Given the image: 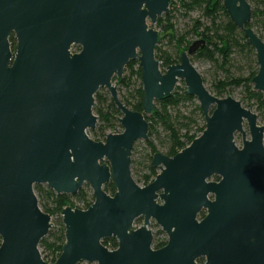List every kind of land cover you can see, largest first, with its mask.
I'll return each instance as SVG.
<instances>
[{"label": "water", "instance_id": "95a60500", "mask_svg": "<svg viewBox=\"0 0 264 264\" xmlns=\"http://www.w3.org/2000/svg\"><path fill=\"white\" fill-rule=\"evenodd\" d=\"M223 1L256 52L253 85L264 96V41L248 27L251 4ZM170 7L171 0H0V264H51L40 244L54 226L35 186L75 196L85 184L95 202L88 210H63L66 243L55 264H264V127L241 102L206 88L191 61L205 40L162 72L161 34L152 26ZM135 61L142 113L123 104L114 85ZM180 82L198 101L205 131L172 158L156 154L160 173L141 188L132 176L133 149L149 140L147 117L156 102ZM101 89L122 113L123 128L104 143L88 135L99 122ZM110 183L114 196L105 191ZM141 218L144 225L134 230ZM151 222L168 237L160 250L153 248ZM106 239L118 248L109 250Z\"/></svg>", "mask_w": 264, "mask_h": 264}, {"label": "trees", "instance_id": "16d2710c", "mask_svg": "<svg viewBox=\"0 0 264 264\" xmlns=\"http://www.w3.org/2000/svg\"><path fill=\"white\" fill-rule=\"evenodd\" d=\"M249 1L256 4L249 27L260 26L263 29L264 0ZM178 11H182L186 17H190L195 11L201 13L200 18H191L192 29L190 32L182 34L177 30L173 21ZM157 27L161 30L163 38H160L157 46L156 58L161 62L164 71L181 62V55L187 52L192 45V41L188 37H200L199 40L207 42V47L203 52L193 57L192 62L206 60L213 65L216 72L214 95L223 99L229 91L242 89L246 102L257 104L264 116V96L255 91L253 85V80L259 73L257 55L244 32L231 21L223 0H171L169 14L159 19ZM259 37L264 41L262 35L259 34ZM11 43L13 47L16 46L14 38L11 39ZM242 64L243 68H241ZM243 70L248 71L247 76L240 73ZM114 83L118 88L121 102L131 110L142 113L144 93L140 63L138 61L131 62L125 69L123 79L115 78ZM136 83L139 85H135ZM183 86V88H176L171 97L157 101L155 112L147 117L150 125L147 148L141 155V160H132L131 164L133 173L138 175L145 187L152 184L159 174V170L153 165V158L156 154L162 153L172 158L190 146L205 131V117L201 108L195 103L196 99L187 94L184 83ZM95 103V112L101 125L92 134L98 140H106L108 131L115 128L113 121L115 119L120 121L122 113L116 107L110 93L105 89H101L95 96ZM187 104H193L195 108L189 113H183L182 107ZM199 121L202 123L201 128H198ZM116 122L118 121L116 120ZM194 128H198V131H194ZM155 142H158L164 151L159 152ZM213 180L218 182L219 178L214 177ZM105 191L110 196H114L117 192L113 183L108 184ZM35 193L42 211L49 215H57L54 227L40 244L44 261L55 264L62 255L66 243V229L61 217L63 210L73 206L79 210H88L95 202V196L84 190L75 196L58 195L46 185H36ZM204 217L205 213H202L200 219ZM139 223L141 220L136 222V224ZM154 227L157 231L154 236L153 248L160 250L167 245L168 238L156 225ZM1 244L2 239L0 238V247ZM103 244L111 250L118 248V242L115 239H106ZM203 261L200 260V263Z\"/></svg>", "mask_w": 264, "mask_h": 264}, {"label": "rangeland", "instance_id": "374dc122", "mask_svg": "<svg viewBox=\"0 0 264 264\" xmlns=\"http://www.w3.org/2000/svg\"><path fill=\"white\" fill-rule=\"evenodd\" d=\"M250 3L252 5V7L254 8L256 4L253 1H250ZM200 17H201V13L199 11L193 12L190 15V17H186L182 11H178L176 13V15H175V19H174L173 22L176 25L177 30L180 33H182V34H185V32H190L191 29H192L191 28L192 27L191 18L192 19H196V18H200ZM152 27L155 30L159 31L160 34H161V30L158 29L157 25L156 26H152ZM253 29H254L255 32L258 33V35L260 34V35H262L264 37V27L262 29L260 26H256V27L254 26ZM161 38H163L162 37V34H161ZM188 39L191 40L192 41V44H193L194 42L198 41L201 38L200 37H195V36H190V37H188ZM161 41H162V39H161ZM80 51H81V49L77 50L75 47H73V49H72V53H74V54L80 53ZM194 65H195L196 69L199 71V73L202 75L206 88L209 90V92L213 96H215L214 95V90H215L214 89V81H215L214 77H215L216 72H215V69H214L213 65L210 62L206 61V60H195L194 61ZM241 68H243V64L241 65ZM161 70H162L163 73L166 72V70L164 71V69L162 67H161ZM240 73L243 74L244 76H247L248 75V71L247 70H243V72H240ZM240 75H238V76H240ZM114 85H116V83H114ZM135 85H139V83H136ZM183 87H184L183 86V83L180 82L177 85L176 88L178 89V88H183ZM227 97H232L235 100L241 102L242 105L245 108H248L254 114H256L259 117V125L264 127V116H263V113L258 109L257 104H255L253 102L251 104H248L246 102V100L243 98V91H242V89H239L238 88V89H233V90L229 91L227 94H225V98H227ZM195 103L197 105H199V103H198L197 100L195 101ZM95 108H96V105L94 107V114L98 117V115L95 112ZM194 108H195V106H193V104H187V105H185V106L182 107V112L183 113H189L192 110H194ZM116 120L118 122H116ZM113 124H114V127L115 128H114V130H109L108 133H107V136L109 134H114V135L122 134L123 133V128L121 127L120 121L118 119H115V121H113ZM100 125H101V123L99 121L98 122V125H97V128H99ZM201 127H202V123H201V121H199V127L198 128H201ZM198 128H194V131L195 130L198 131ZM246 130L248 132V129L247 128H246ZM88 135L95 142H99V143H104L105 142V140H98V139H96L93 136L92 132H88ZM248 139H250L249 133H248ZM235 141H236L237 146L239 148H242L243 147V141H242V136L241 135H237L236 138H235ZM147 142L140 141V142H138L135 145L134 151L132 153V160H141V155L144 153L145 149L147 148V146H146ZM155 144H156L159 152L164 151L163 148L158 144V142H155ZM132 176H133V179L135 180V182L141 188H145V186L143 185V183H141V181H140L141 179L138 178V175L137 174L135 175L133 173V171H132ZM212 181L215 182L213 179H212ZM82 190H84L85 192L89 193L90 195L93 194V191H92L91 187L88 184H85L84 187L82 188ZM73 207L74 208H72V209H77L75 206H73ZM51 217H52V223H53V226H54V220L56 219L57 215H51ZM143 224H144V221L141 220V223L135 224L134 230H138L139 228H141L143 226ZM152 224H153V222H152ZM151 231H152L153 235L155 236L157 229L154 227V225L151 226ZM109 250H111V249H109ZM40 252H41V255L43 257V254H42V250L41 249H40ZM82 264H86V263H82Z\"/></svg>", "mask_w": 264, "mask_h": 264}, {"label": "flooded vegetation", "instance_id": "af4514ba", "mask_svg": "<svg viewBox=\"0 0 264 264\" xmlns=\"http://www.w3.org/2000/svg\"><path fill=\"white\" fill-rule=\"evenodd\" d=\"M248 1H249V0H248ZM249 3H250V1H249ZM250 4H251V3H250ZM251 7H252V5H251ZM252 14H253V7H252ZM251 22H252V20H251ZM251 22H250V23H251ZM249 25H250V24H249ZM249 25H248V27H249ZM249 28H250V27H249ZM251 29H253V28H251ZM239 30H240V29H239ZM253 30H254V29H253ZM241 31H242V30H241ZM255 33H256V32H255ZM256 34H257V33H256ZM257 35H258V34H257ZM258 36H259V35H258ZM194 43H195V42H194ZM194 43H193V44H194ZM193 44H192V45H193ZM206 47H207V42H206ZM205 49H206V48H205ZM205 49H204V50H205ZM204 50H203V51H204ZM254 51H255V50H254ZM255 53H256V52H255ZM199 54H200V53H199ZM197 55H198V54H197ZM197 55H195V56H197ZM195 56H193V57H195ZM193 57L191 58V61H192ZM192 63H193V62H192ZM193 65H194V63H193ZM194 66H195V65H194ZM124 75H125V74H124ZM115 86H116V85H115ZM118 92H119V91H118ZM139 220H143V221H144L143 218H141V219H139ZM137 221H138V220H137ZM137 221H136V222H137ZM135 224H136V223H135ZM143 225H144V224H143ZM152 225H156L158 228H160L155 222H153V224H152V222H151V226H152ZM160 230H161V228H160ZM161 231H162V230H161ZM162 232H163V231H162ZM163 233H164V232H163ZM164 234H165V233H164ZM165 235H166V234H165ZM167 238H168V237H167ZM117 242H118V241H117ZM199 262H200V261H199ZM203 263H204V261H203Z\"/></svg>", "mask_w": 264, "mask_h": 264}]
</instances>
